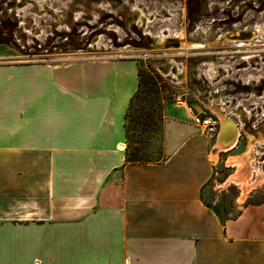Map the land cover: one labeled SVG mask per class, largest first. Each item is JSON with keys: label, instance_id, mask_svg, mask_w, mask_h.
Here are the masks:
<instances>
[{"label": "crops", "instance_id": "0c3cea01", "mask_svg": "<svg viewBox=\"0 0 264 264\" xmlns=\"http://www.w3.org/2000/svg\"><path fill=\"white\" fill-rule=\"evenodd\" d=\"M139 82L133 58L0 64V264H264V157L229 160L244 200L223 220L188 108L165 123L162 161H127Z\"/></svg>", "mask_w": 264, "mask_h": 264}, {"label": "rangeland", "instance_id": "374dc122", "mask_svg": "<svg viewBox=\"0 0 264 264\" xmlns=\"http://www.w3.org/2000/svg\"><path fill=\"white\" fill-rule=\"evenodd\" d=\"M178 35L187 39L182 49L173 42ZM164 38L165 45H157ZM195 44L204 47L193 48ZM109 57L139 63L142 93L135 116L150 127L133 130L139 134L132 147L127 140L128 154L138 151L136 159L142 163L162 161L165 123L182 117L180 101L198 108L199 94L222 82L239 99L264 91V0H0V64ZM240 115L235 118L241 136L231 149L220 150L200 129L207 152L218 158L202 195L223 220L236 215L244 200L240 186L230 180L238 166L228 160L246 157L256 166L264 157V123L255 115L250 121Z\"/></svg>", "mask_w": 264, "mask_h": 264}, {"label": "built area", "instance_id": "2783aa9c", "mask_svg": "<svg viewBox=\"0 0 264 264\" xmlns=\"http://www.w3.org/2000/svg\"><path fill=\"white\" fill-rule=\"evenodd\" d=\"M203 75L204 77L206 76V74ZM222 84L223 82L220 86H213L214 88H209V90H205L202 94H199L203 99L199 98L201 104L198 109L194 108L187 100L180 102L184 103L185 108L191 110L194 123L215 141L219 140L223 118H231L239 129L238 142L241 136V124L235 117H240V114L243 113L249 117L250 121L255 115L256 117H260L258 120H261V123H264V91L256 95L253 92L246 93L242 99H239L234 96L235 94H233L231 88H226ZM246 85H249V81H247ZM239 109L241 110L240 112L238 111ZM256 121L254 120L251 123L254 128L256 127Z\"/></svg>", "mask_w": 264, "mask_h": 264}, {"label": "bare ground", "instance_id": "6f19581e", "mask_svg": "<svg viewBox=\"0 0 264 264\" xmlns=\"http://www.w3.org/2000/svg\"><path fill=\"white\" fill-rule=\"evenodd\" d=\"M185 36V35H184ZM184 36L182 37V36H179L178 35V37H176V39L173 41V42H175V44H176V46H178V45H180V48H178V49H182L183 47H186V41H185V39L186 38H184ZM233 36H237V35H233ZM242 36H250V34L249 33H245V34H243ZM252 36V35H251ZM173 37V36H172ZM239 37V36H238ZM167 38V37H166ZM166 38H164V40H162V41H160V42H158V44L157 45H165V40H166ZM174 39V38H173ZM253 39V38H252ZM187 40V39H186ZM240 40V39H239ZM242 40V39H241ZM250 40V39H249ZM231 41V40H230ZM237 41V40H236ZM190 46V45H189ZM204 47V45H202V44H195L194 45V47L193 48H196V49H199V48H203ZM162 50V49H161ZM200 54L201 52L199 51V52H197V54ZM168 55H176V54H179V53H177V52H168L167 53ZM203 54V53H202ZM256 55V54H255ZM234 57V56H233ZM250 58V57H249ZM170 61H173L172 59L170 60ZM171 63V62H170ZM232 66V65H231ZM176 67H177V65H176ZM179 68V67H178ZM180 69V68H179ZM215 69V68H214ZM179 71H181V70H179ZM184 72L185 71H183V74H184ZM182 74V75H183ZM184 76V75H183ZM182 76V77H183ZM184 78V77H183ZM238 134H239V129L237 128V126H236V124L234 123V121L231 119V118H223V130H222V132H221V134H220V138H219V142H218V146L220 147V148H222V149H226V148H229V147H231L232 148V146L234 145V143L236 142V140L238 139L237 137H238ZM221 150V149H220ZM212 159V158H211ZM213 159H215V158H213ZM212 159V160H213ZM230 161H235V159H229ZM228 160V161H229ZM245 160H246V158H245ZM229 163V162H228ZM242 163V162H241ZM231 164V163H230ZM239 165V164H238ZM244 175V177H245V175H246V173L245 172H243V173H238L237 175H235V179L237 180V181H241L242 180V177H241V175ZM239 184V183H238ZM243 188H244V192H243V196H244V193L246 192V190H247V188H248V184H246V183H244L243 184ZM247 193V192H246Z\"/></svg>", "mask_w": 264, "mask_h": 264}, {"label": "trees", "instance_id": "16d2710c", "mask_svg": "<svg viewBox=\"0 0 264 264\" xmlns=\"http://www.w3.org/2000/svg\"><path fill=\"white\" fill-rule=\"evenodd\" d=\"M140 76H141V74H140V69H139V79H140L139 88L136 91L133 98L131 99V102H130V105H129V108H128V111L126 114V137H127L128 142H129V147H132V144H131L133 142L132 138L136 134V132H134L133 130L139 131L141 133L142 131H144L145 128L150 127L149 124L142 125L143 123L138 122L136 120V116H135V113L137 112L136 106H139V105H137V101H138L139 95L142 93L141 92V78H140ZM139 108L142 111H144L143 107H139ZM140 109H139V111H140ZM144 114H145V116H149L150 111L147 110V113H144ZM141 115H142V113H141ZM133 123L138 124V128H134ZM139 127H141V128H139ZM138 134H136V135H138ZM133 148L135 149L136 147L133 146ZM137 153H138V151H135V152L131 153V155H130V154H128V151H127V155H126L127 161L141 162L142 163L143 161L136 159Z\"/></svg>", "mask_w": 264, "mask_h": 264}, {"label": "water", "instance_id": "95a60500", "mask_svg": "<svg viewBox=\"0 0 264 264\" xmlns=\"http://www.w3.org/2000/svg\"><path fill=\"white\" fill-rule=\"evenodd\" d=\"M235 123V122H234ZM237 126V125H236ZM222 130H223V126H222ZM222 132V131H221ZM220 138V137H219Z\"/></svg>", "mask_w": 264, "mask_h": 264}]
</instances>
